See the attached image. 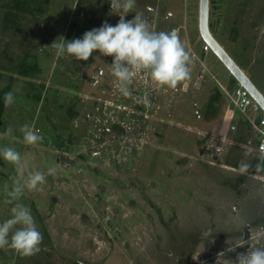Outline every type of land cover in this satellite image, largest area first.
I'll return each mask as SVG.
<instances>
[{
  "label": "rangeland",
  "instance_id": "374dc122",
  "mask_svg": "<svg viewBox=\"0 0 264 264\" xmlns=\"http://www.w3.org/2000/svg\"><path fill=\"white\" fill-rule=\"evenodd\" d=\"M137 11L155 31H179L190 80L170 89L137 73L125 97L113 57L57 58V38L119 21L110 0H0V90L21 86L4 110L0 146L14 147L31 170L57 169L18 201L43 235L41 251L0 250V264H232L248 237L264 234L263 180L239 171L264 154L232 104L238 80L204 50L200 0H136L125 19ZM209 22L264 93V0H210ZM25 123L44 140L26 145ZM18 177L0 158V223L11 218L5 185Z\"/></svg>",
  "mask_w": 264,
  "mask_h": 264
},
{
  "label": "clouds",
  "instance_id": "9594fccd",
  "mask_svg": "<svg viewBox=\"0 0 264 264\" xmlns=\"http://www.w3.org/2000/svg\"><path fill=\"white\" fill-rule=\"evenodd\" d=\"M135 3L136 0H110L112 12L120 16L115 25L105 21L99 28L86 31L82 38L71 41L61 36L50 48L56 50L57 58L68 56L87 61L97 50L102 56L113 57L111 75L116 78V86L125 97L132 96L130 86L137 73H146L159 87L177 88L182 82L191 79V55L177 29L155 31L139 11L132 19L126 20L127 13L135 7ZM20 90L21 86L17 85L5 93V108L15 102V93ZM19 131L26 145H36L44 140L35 125L25 123ZM12 133L13 127L7 125L3 135L11 136ZM261 150L264 151V145ZM0 158L12 164L19 173V177L13 179L11 190L5 185L7 198L4 202L12 207L11 218L0 223V250L12 249L21 256L30 257L41 251L43 235L37 228L31 209L18 201L25 189L39 190L38 186L46 182V175L55 176L57 169L50 166L47 173L31 170L20 152L7 145L0 146ZM257 159L259 162L255 165L256 170L264 171V156ZM251 168V163L244 160L240 162L241 174H247ZM237 259L238 264H264V249L248 250L246 254H239Z\"/></svg>",
  "mask_w": 264,
  "mask_h": 264
},
{
  "label": "water",
  "instance_id": "95a60500",
  "mask_svg": "<svg viewBox=\"0 0 264 264\" xmlns=\"http://www.w3.org/2000/svg\"><path fill=\"white\" fill-rule=\"evenodd\" d=\"M209 18L210 0H200V33L204 42L210 46V49L222 60L238 82L242 83L247 88L264 110V93L256 86L247 73L214 36L210 28Z\"/></svg>",
  "mask_w": 264,
  "mask_h": 264
},
{
  "label": "built area",
  "instance_id": "2783aa9c",
  "mask_svg": "<svg viewBox=\"0 0 264 264\" xmlns=\"http://www.w3.org/2000/svg\"><path fill=\"white\" fill-rule=\"evenodd\" d=\"M204 50H210V46L205 43ZM225 88L222 86V89ZM231 101L234 107L239 110L240 115L252 126L259 136V149L264 145V111L247 88L240 82L231 92ZM261 111V112H260Z\"/></svg>",
  "mask_w": 264,
  "mask_h": 264
},
{
  "label": "flooded vegetation",
  "instance_id": "af4514ba",
  "mask_svg": "<svg viewBox=\"0 0 264 264\" xmlns=\"http://www.w3.org/2000/svg\"><path fill=\"white\" fill-rule=\"evenodd\" d=\"M258 162H259L258 159H256V160H254L251 163L252 164V168L251 169L253 171H251L250 173H247V175L249 174V175H253L255 178H261L263 180V183H264V171H257L256 168H255V165ZM244 175H246V174H243V177H244ZM243 177H242V179H243ZM263 215H264V213H263ZM259 223L261 224V226L263 228V232H264V217H263V219L259 220ZM246 240H248V242L251 245L248 247V249L246 251H243V249H241L242 246L239 247L240 250L238 251V253L233 254L232 257H231V261H232L231 263L232 264H238V259L237 258L239 256V254H242V253L246 254L248 252V250L251 251V250H254V249H257V248L264 249V234L261 235V236L257 235V237H256V235H252V236L248 237Z\"/></svg>",
  "mask_w": 264,
  "mask_h": 264
},
{
  "label": "trees",
  "instance_id": "16d2710c",
  "mask_svg": "<svg viewBox=\"0 0 264 264\" xmlns=\"http://www.w3.org/2000/svg\"><path fill=\"white\" fill-rule=\"evenodd\" d=\"M10 90H11V86L10 85H7L2 90H0V129L3 126L2 121H3V116H4V110H5V106H4V95H5L6 92H8ZM213 105H214L213 102H212V104L210 103L209 104V108L213 107Z\"/></svg>",
  "mask_w": 264,
  "mask_h": 264
}]
</instances>
